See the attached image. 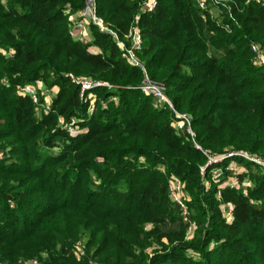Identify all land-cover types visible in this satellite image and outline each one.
<instances>
[{
    "label": "trees",
    "instance_id": "16d2710c",
    "mask_svg": "<svg viewBox=\"0 0 264 264\" xmlns=\"http://www.w3.org/2000/svg\"><path fill=\"white\" fill-rule=\"evenodd\" d=\"M95 1L124 37L140 0ZM158 2L140 19L150 77L191 114L203 148L264 160V66L251 49H264V5L226 0L214 16L195 0ZM85 5L0 0V264L35 257L39 264H264V171L237 158L247 170L239 178L253 182L247 192L206 190V155L138 88L144 73L122 57L115 37L94 24L91 42L74 37L70 14ZM69 72L115 86L95 90L92 115ZM37 80L60 88L47 115L16 90ZM60 116L83 119L87 132L70 135ZM171 174L191 196V238L169 196ZM226 203L234 206L231 220Z\"/></svg>",
    "mask_w": 264,
    "mask_h": 264
},
{
    "label": "built area",
    "instance_id": "2783aa9c",
    "mask_svg": "<svg viewBox=\"0 0 264 264\" xmlns=\"http://www.w3.org/2000/svg\"><path fill=\"white\" fill-rule=\"evenodd\" d=\"M198 7L203 11H209L214 16L215 10H220V6L226 5V0H195ZM247 3L254 2L264 5V0H246ZM159 2L158 0H140V8L132 21L131 27L124 35L120 37L119 34L111 29L98 13L95 0H86V5L80 11L70 14L72 22L74 37L85 43H89L93 39L91 32V24L96 25L100 30L110 32L116 39L122 51V57L132 66L139 67L144 73L140 88L145 94L151 95L157 107L169 109L172 113V124L176 132L180 135H186L191 139L196 146L206 155V162L200 167V173L203 177L206 190L211 189L213 184L218 185V196H221V189L227 186L243 189L247 192L248 188L253 185L249 176H244L241 180L239 177L247 172L243 163L239 162L237 158L250 161L258 165L264 171V160L257 154L250 153L244 150L227 149L222 153H213L211 150L203 148L196 140V132L193 129V119L190 113L180 111L176 108L173 100L167 94V85L159 80L150 77L145 62L140 54L143 50L144 39L140 27V19L143 13H150L156 10ZM215 9V10H214ZM251 49L254 54V62L257 65L264 66V49L258 43H253ZM65 76L80 87V97L83 102L88 103L87 112L92 115L97 106L98 94L95 91L101 87H108L113 89L115 86L104 80L95 79L87 75H76L73 72L66 73ZM59 86L48 87L42 80L35 82L18 84L16 90L19 95L29 96L39 114H49L53 110V100L57 96ZM110 101H118L117 96L109 98ZM103 106L107 102L102 103ZM84 120L72 117L67 121L60 116L58 119V126L68 131L70 135L76 136L87 132L88 128L81 123ZM165 171V168H163ZM229 173L227 178L225 174ZM169 196L180 209L183 220L189 223L187 236L191 238L195 230V224L190 222V210L188 202L191 199L190 194L186 190V183L183 179L176 175L169 176ZM234 206L231 203L223 205L224 216L231 220L233 216ZM83 245L78 243L77 251L83 253ZM29 261L27 262V264Z\"/></svg>",
    "mask_w": 264,
    "mask_h": 264
},
{
    "label": "rangeland",
    "instance_id": "374dc122",
    "mask_svg": "<svg viewBox=\"0 0 264 264\" xmlns=\"http://www.w3.org/2000/svg\"><path fill=\"white\" fill-rule=\"evenodd\" d=\"M215 10V9H214ZM214 13L217 15V14H219L220 15V12L218 11V10H215L214 11ZM160 81V80H159ZM153 103H154V99H153ZM154 105H155V103H154ZM156 106V105H155ZM157 107V106H156ZM169 110V109H168ZM170 111V110H169ZM170 113H172L171 111H170ZM189 113V112H188ZM44 254V253H43ZM42 254V255H43ZM28 261H29V263L28 264H39V258L38 257H35V258H32V259H28ZM27 260H25V261H23V264H27V262H28Z\"/></svg>",
    "mask_w": 264,
    "mask_h": 264
},
{
    "label": "crops",
    "instance_id": "0c3cea01",
    "mask_svg": "<svg viewBox=\"0 0 264 264\" xmlns=\"http://www.w3.org/2000/svg\"><path fill=\"white\" fill-rule=\"evenodd\" d=\"M92 51H94V52H98L99 51V49L97 48V47H95V46H91V48H90Z\"/></svg>",
    "mask_w": 264,
    "mask_h": 264
}]
</instances>
